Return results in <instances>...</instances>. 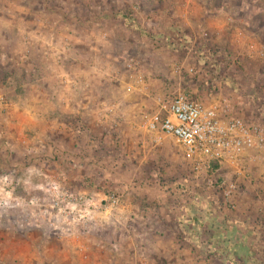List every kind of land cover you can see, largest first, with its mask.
Here are the masks:
<instances>
[{
    "label": "rangeland",
    "instance_id": "obj_1",
    "mask_svg": "<svg viewBox=\"0 0 264 264\" xmlns=\"http://www.w3.org/2000/svg\"><path fill=\"white\" fill-rule=\"evenodd\" d=\"M252 44L264 0H0V264H264V153L196 176L144 130L177 94L264 125Z\"/></svg>",
    "mask_w": 264,
    "mask_h": 264
},
{
    "label": "built area",
    "instance_id": "obj_2",
    "mask_svg": "<svg viewBox=\"0 0 264 264\" xmlns=\"http://www.w3.org/2000/svg\"><path fill=\"white\" fill-rule=\"evenodd\" d=\"M241 32L239 33V35ZM181 50L186 51V47ZM251 54L262 57L264 48L248 47ZM192 69H189L191 72ZM137 82H142L138 77ZM4 99L0 96V105ZM220 105L209 106L177 94L166 102L157 104V111L147 117L144 130L171 138L181 149L194 175L198 176L211 163L240 169L242 158L250 152L264 153V125L246 122L241 118L223 116ZM161 136L157 137L160 140ZM225 193L228 196L234 185ZM54 191L56 187L53 186ZM107 207L118 206L115 195L107 197Z\"/></svg>",
    "mask_w": 264,
    "mask_h": 264
},
{
    "label": "trees",
    "instance_id": "obj_3",
    "mask_svg": "<svg viewBox=\"0 0 264 264\" xmlns=\"http://www.w3.org/2000/svg\"><path fill=\"white\" fill-rule=\"evenodd\" d=\"M217 167H219L217 163H211V164L209 165L207 171H208V172H209V171H213V170L216 169Z\"/></svg>",
    "mask_w": 264,
    "mask_h": 264
},
{
    "label": "crops",
    "instance_id": "obj_4",
    "mask_svg": "<svg viewBox=\"0 0 264 264\" xmlns=\"http://www.w3.org/2000/svg\"><path fill=\"white\" fill-rule=\"evenodd\" d=\"M182 15H184V16H185V14H184V13H183ZM82 97H84V96H82ZM81 108H82V107H81ZM81 108H80V109H81ZM83 108H84V107H83ZM62 173H63V172H62ZM59 176H60V175H59Z\"/></svg>",
    "mask_w": 264,
    "mask_h": 264
}]
</instances>
